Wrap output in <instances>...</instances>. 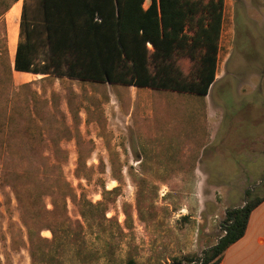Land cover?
Listing matches in <instances>:
<instances>
[{"label":"rangeland","instance_id":"obj_1","mask_svg":"<svg viewBox=\"0 0 264 264\" xmlns=\"http://www.w3.org/2000/svg\"><path fill=\"white\" fill-rule=\"evenodd\" d=\"M200 1L191 34L209 0ZM223 13L216 81L206 97L17 71L12 80L0 24V264H31L23 218L42 264L200 263L205 247L224 235V212L264 197V0H224ZM18 18L15 7L11 50ZM201 54L174 55L189 84L198 81ZM196 169L208 184L238 179L237 186L174 183L195 182ZM64 180L80 199L67 200L69 217L83 224L79 244L64 217ZM162 181L174 185L155 184ZM218 208L221 218L211 219ZM43 222L56 230V242H48ZM240 247L225 254L227 264H246Z\"/></svg>","mask_w":264,"mask_h":264},{"label":"trees","instance_id":"obj_2","mask_svg":"<svg viewBox=\"0 0 264 264\" xmlns=\"http://www.w3.org/2000/svg\"><path fill=\"white\" fill-rule=\"evenodd\" d=\"M144 3L145 0H23L13 67L4 44L11 79L14 69L206 97L216 80L224 0H209L204 5L205 17L197 20L192 34L187 31L188 24L197 15L200 0H151L147 9ZM182 49L202 52L199 78L194 84H189L173 63L174 55ZM76 176L81 179L78 168ZM63 183L65 221L78 230L73 243L79 244L83 239V224L69 217L67 200L78 203L80 199L65 180ZM246 195L251 192L247 191ZM263 201L264 197L249 200L241 208L227 210L219 244L208 249L200 263L190 261V264H219L226 250L244 237L252 212ZM52 206L51 211H46L48 215H54L57 210L55 203ZM22 226L31 264H42L34 248L32 226L24 218ZM40 227L41 231L51 232L49 243L58 240L52 224L43 222ZM20 231L23 235L21 228ZM127 264L136 262L129 260Z\"/></svg>","mask_w":264,"mask_h":264},{"label":"crops","instance_id":"obj_3","mask_svg":"<svg viewBox=\"0 0 264 264\" xmlns=\"http://www.w3.org/2000/svg\"><path fill=\"white\" fill-rule=\"evenodd\" d=\"M23 0H20L18 3L22 2ZM18 3L16 5H18ZM151 0H145L144 3V8L147 9L148 6L150 5ZM13 4V3H12ZM15 7L18 8L19 10V19L21 20V13H22V6H5V8H1L0 6V24L2 23L4 25L5 28V43L7 45L6 49L7 52L10 55H13V53L15 54V48H13L12 50L10 49V47H8V15L9 13L12 11V9H14ZM6 8H9L7 11ZM3 13V15H1ZM17 21V23H18ZM223 22H224V13H223ZM223 22H222V28H223ZM20 25V24H19ZM18 39H19V35H18ZM18 45V44H17ZM151 46V45H150ZM4 50V48H3ZM13 72H15V70L13 69ZM18 72V71H17ZM25 73V72H23ZM27 75H31L35 76V75H40V74H33V73H25ZM43 76V75H42ZM46 76V75H44ZM54 77L56 79H60V80H70V81H78V82H90V81H81L79 79H70L67 77H63V78H59V77H55V76H51ZM216 81V80H215ZM96 83V82H94ZM108 84V83H106ZM15 88L17 90L20 89V86H16ZM111 85V84H109ZM112 86H116V85H112ZM117 86H121V85H117ZM134 87V86H131ZM137 88V87H136ZM37 95L40 96V94H38L39 92L36 91ZM220 121V118L217 119V122ZM196 172L198 173V178H196L195 182L193 183H186V181L183 178H176L174 180V183H176L177 185H182V186H197V187H206V186H210V187H215V188H226V187H234L237 186V184H235V182L238 179H235L234 182H222V180H220L218 183H212V184H208L209 181V177L204 176L203 174H201V172L196 169ZM219 178H224V174L219 173L218 174ZM249 177V173L248 176H243V180H247V178ZM156 185H161V186H172L174 185L172 182H159V183H155ZM261 183L259 182V185ZM245 204V203H244ZM234 208H241V206L239 205H235L232 209ZM224 214H226L224 212ZM221 211L220 208H218L216 210V212H214L213 215L210 214V218L211 219H220L221 217ZM222 223V222H221ZM220 223V224H221ZM222 237V236H221ZM220 237V238H221ZM219 238V239H220ZM218 240V239H217ZM216 240V243H217ZM216 243H212L211 245H209V247H205V248H212L213 246L216 245ZM240 243V253H243V260L246 264H264V201L252 212L250 219H249V223L245 232L244 237L238 241L237 243L234 244L233 247H229L226 252L224 253L222 260L219 264H227V255H225L228 251H230V249L236 247L238 244Z\"/></svg>","mask_w":264,"mask_h":264},{"label":"water","instance_id":"obj_4","mask_svg":"<svg viewBox=\"0 0 264 264\" xmlns=\"http://www.w3.org/2000/svg\"><path fill=\"white\" fill-rule=\"evenodd\" d=\"M261 182H262V181H260V183H261ZM245 205H246V203H245ZM219 241H220V240H218V241H217L216 245H218V244H219Z\"/></svg>","mask_w":264,"mask_h":264}]
</instances>
